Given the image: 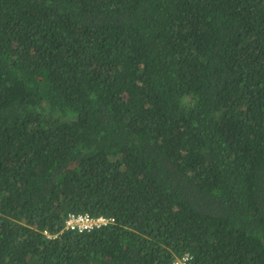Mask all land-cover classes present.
Wrapping results in <instances>:
<instances>
[{
  "label": "trees",
  "instance_id": "obj_1",
  "mask_svg": "<svg viewBox=\"0 0 264 264\" xmlns=\"http://www.w3.org/2000/svg\"><path fill=\"white\" fill-rule=\"evenodd\" d=\"M184 257L264 264V0H0V264Z\"/></svg>",
  "mask_w": 264,
  "mask_h": 264
},
{
  "label": "built area",
  "instance_id": "obj_2",
  "mask_svg": "<svg viewBox=\"0 0 264 264\" xmlns=\"http://www.w3.org/2000/svg\"><path fill=\"white\" fill-rule=\"evenodd\" d=\"M112 219L99 215L92 217L87 214H69L65 220V228L78 232L88 231L92 228H99L110 223ZM186 258H183L185 260Z\"/></svg>",
  "mask_w": 264,
  "mask_h": 264
},
{
  "label": "clouds",
  "instance_id": "obj_3",
  "mask_svg": "<svg viewBox=\"0 0 264 264\" xmlns=\"http://www.w3.org/2000/svg\"><path fill=\"white\" fill-rule=\"evenodd\" d=\"M102 216H103V215H102ZM184 258H186V257H184ZM175 264H187V263H186V259L183 260V258H182L181 260L176 261Z\"/></svg>",
  "mask_w": 264,
  "mask_h": 264
}]
</instances>
